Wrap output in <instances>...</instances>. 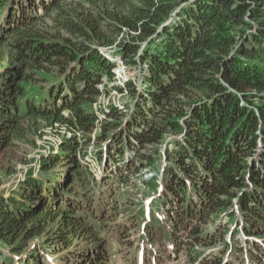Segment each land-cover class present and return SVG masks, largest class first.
<instances>
[{
    "label": "trees",
    "instance_id": "obj_1",
    "mask_svg": "<svg viewBox=\"0 0 264 264\" xmlns=\"http://www.w3.org/2000/svg\"><path fill=\"white\" fill-rule=\"evenodd\" d=\"M63 1L0 0V46L12 55L7 65L0 58V172L7 148L29 139L39 122L72 132L41 161L40 177L29 173L10 195L0 191V243L9 247L0 248V264H51L40 247L66 250L73 264H108L98 180L77 157L75 132L95 126L91 104L102 77L115 75L113 58L137 69V78L116 86L132 104L127 118L112 108L105 138L118 129L121 144L142 155L172 136L161 183H153L161 186L154 204L163 205L165 219L149 230L151 240L161 242L165 232L185 254L223 240L232 246L221 225L208 227L238 204L244 220L234 229L236 248L243 230L244 254L264 264V245L255 240L264 242V0ZM52 66L59 74L46 79ZM123 152L129 168L135 158ZM36 239L40 246H31Z\"/></svg>",
    "mask_w": 264,
    "mask_h": 264
},
{
    "label": "rangeland",
    "instance_id": "obj_2",
    "mask_svg": "<svg viewBox=\"0 0 264 264\" xmlns=\"http://www.w3.org/2000/svg\"><path fill=\"white\" fill-rule=\"evenodd\" d=\"M68 2L69 0L63 1V3ZM54 12V9H50L51 14ZM48 21L50 24L52 23L51 19ZM101 49L108 51L109 48L101 47ZM107 55L111 57L109 54ZM0 58L3 60L1 63L6 65L12 59L8 47L0 46ZM113 59L118 63L113 71L115 75L102 77V81L98 85L101 93L91 104L92 112L98 116L95 126L90 131L77 129L75 132V137L81 143L77 157L84 163L85 169L94 174L98 180L95 191L101 195L102 200L96 209L97 214L101 213L107 223V231L104 234L102 231L101 236L107 240L105 247L108 264H202L201 261L204 257H215L216 254L223 255L225 264H251L249 255L243 252L245 247H248L247 235L243 231L239 232L237 238L240 241V248H236L238 244H235L236 241L233 240L234 229L241 227V222L244 220L239 217L240 215L243 216V213L239 210L238 204L233 207L232 211L224 210L223 214L218 216L216 223L213 220V223L210 222L208 227L211 232L217 224L221 225L220 229L225 233V239L232 246H228L223 240L214 246L196 245L194 250L188 247L185 250L188 254L181 252L183 250L181 249L180 255L177 256L174 252L175 244L167 239L165 232H162L164 237L161 242L157 238L154 242L149 240V230L155 229L156 222L163 224L165 219L162 212L163 205L160 204V207H157L154 204L159 190L154 189L153 183L155 180L161 183L160 180L165 173L167 163L164 154L172 136H167L160 143L147 146L146 149L141 150L142 155L121 144L124 134H117L118 129L114 130L115 134L111 136V139L105 138L107 129L105 130L102 126V122L114 118L109 114L112 112V108L117 106L127 118L128 112L125 109L131 108L132 104L128 91L120 92L116 86L126 87L127 80H130L131 77L137 78V69H128L127 65L123 64L120 59ZM52 67L51 72L49 68L47 74L44 73L46 79L48 77L52 79L59 74V70H56L54 66ZM43 82H45L44 78L42 79ZM63 114L67 117L72 115L68 109H65ZM39 125V130L31 133L29 139L17 140L13 146L7 148L3 162L4 168L0 172V191H3L6 196L17 189L29 173L40 177L41 161L45 156H49L50 149L54 147L56 151L60 139L72 136V132H67L66 129L61 128L56 123L50 125L41 121ZM114 131L110 133L112 134ZM122 150L129 160L135 158L132 163L138 161L136 167L132 169V163L128 165L129 168L125 167L126 160L120 157ZM123 165L125 169L120 168ZM121 175L125 179L122 184L119 180ZM96 209L94 210L95 213ZM234 213L238 216V219L235 217V221L234 218L230 219V215H234ZM158 224L156 231H158ZM30 245L33 247L40 246L37 239L30 241ZM0 248L9 253L8 246L0 243ZM38 249L43 255L44 263L73 264L64 256L67 253L66 250L54 254L44 251L41 247ZM189 254L199 257L195 261H191Z\"/></svg>",
    "mask_w": 264,
    "mask_h": 264
}]
</instances>
